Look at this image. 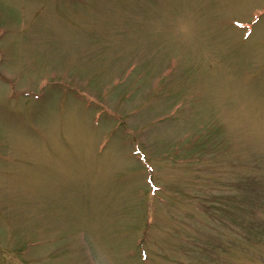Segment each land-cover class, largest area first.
<instances>
[{
  "label": "rangeland",
  "instance_id": "1",
  "mask_svg": "<svg viewBox=\"0 0 264 264\" xmlns=\"http://www.w3.org/2000/svg\"><path fill=\"white\" fill-rule=\"evenodd\" d=\"M0 264H264V0H0Z\"/></svg>",
  "mask_w": 264,
  "mask_h": 264
}]
</instances>
